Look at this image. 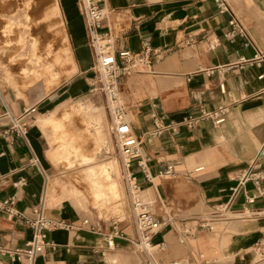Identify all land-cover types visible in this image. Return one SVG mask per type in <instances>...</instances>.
Instances as JSON below:
<instances>
[{
  "label": "crops",
  "instance_id": "crops-1",
  "mask_svg": "<svg viewBox=\"0 0 264 264\" xmlns=\"http://www.w3.org/2000/svg\"><path fill=\"white\" fill-rule=\"evenodd\" d=\"M57 1L75 67L72 81L59 97L81 100L91 86L94 52L78 1ZM226 1L231 12H221L216 0H106L103 30L112 31L116 51H139L150 43L160 52L152 67L124 76L119 83L120 99L137 135L154 128L155 113L168 124L200 108H230L226 122L219 126L205 121L194 129L180 126L153 138L142 137V153L149 157L155 178L139 179L163 223L154 243L167 244L153 258L137 250V227L119 226L122 233L110 247L107 236L114 221L94 222L73 204L49 196L52 167L42 131L30 124L25 136L12 132L13 140L5 137L3 130L13 126L14 118L24 122L32 113L23 118L27 102L24 106L0 89V200L13 198L15 207L28 214L43 206L47 217L76 225L49 232L50 244L35 264H149L152 259L156 264L181 259L188 264H264L254 249L258 241L264 246V196L246 204V196L256 195L257 190L251 181L240 186L241 173L256 159L257 170L264 175V66H234L241 57H254L256 49L264 52V0ZM232 13L245 25L251 46L224 37ZM210 69H214L211 74ZM55 107L49 102L38 110L48 113ZM168 164L175 166L176 174L159 176ZM226 203L223 216H214L217 210L197 211ZM203 219L214 220L218 229H194ZM93 224L99 227L93 229ZM186 226L194 234L181 241ZM31 237L27 225L0 211L1 247H24Z\"/></svg>",
  "mask_w": 264,
  "mask_h": 264
},
{
  "label": "built area",
  "instance_id": "built-area-1",
  "mask_svg": "<svg viewBox=\"0 0 264 264\" xmlns=\"http://www.w3.org/2000/svg\"><path fill=\"white\" fill-rule=\"evenodd\" d=\"M77 1L78 8L86 20L89 45L93 49L95 57L94 70L97 77L92 83L93 87L91 91L99 92L106 98L111 117L110 132L116 140L118 149L123 157L125 179L136 215L138 230L136 247L138 251L147 253L153 258L154 252L165 250L167 244L165 241L157 244L154 243V237L161 231L163 223L153 212L149 201L145 199L139 179L142 178L143 181L152 182L155 178L150 170L149 157L142 153V137L147 135L148 138H153L163 134L167 130L176 131L180 126L194 129L205 121L211 122L214 126H219L226 122L230 108L226 105H219L213 109L200 108L197 111L188 112L181 120L171 121L168 124H165L155 113L153 114L154 128L145 132L142 136L137 135L121 102L119 83L124 76L139 73L152 67L155 58L160 55V52L153 48L150 43H144L139 51L130 49L116 51L112 31L109 28L103 30L108 16L106 0ZM216 1L221 12H231L226 0ZM224 37L233 43L241 41L244 47H249L253 44L245 25L233 13L229 20V29L224 33ZM215 46V43H211L212 48ZM247 65L264 66V52L256 49L254 57H241L234 66L244 68ZM213 71L214 69H210L209 74L213 73ZM35 111L36 107H31L25 111L22 117L26 118L28 113ZM31 120V117H27L24 122H20L21 118H14L13 126L5 128L3 134L11 140L14 139L12 132L25 136ZM257 168L258 163L256 159L248 169L241 173L240 177L241 187H244L246 182L251 181L257 190L256 195L246 196V204L249 205L253 204L258 196H264V175ZM201 169L202 167H199L197 170ZM175 174V166L168 164L160 171L159 176L169 178ZM237 190L238 188L235 191ZM228 205V203L221 205L220 212L216 211L214 215L223 216L228 209ZM0 211L5 212L10 217L21 220L32 231V237L24 247L13 249L0 246V264H12L16 261H20L23 264H35L36 259L44 253L50 244L48 241L49 232L58 228L73 229L76 226L72 222L47 217L43 206L33 207L30 214L22 212L15 207V199L13 198L0 200ZM198 221L196 222V226L200 228H213L212 223L214 220L212 219ZM89 222V219L83 220L84 224H89ZM118 224V221L113 222V231L107 236L110 247L114 244V237L122 233ZM91 226L93 229L99 227L94 224ZM193 234L192 227H184L181 241H185L187 237ZM254 249L260 258L263 259V242L258 241L255 243ZM149 264H156V261L152 259L151 262L149 261ZM169 264H188V261L181 259L172 261Z\"/></svg>",
  "mask_w": 264,
  "mask_h": 264
},
{
  "label": "rangeland",
  "instance_id": "rangeland-1",
  "mask_svg": "<svg viewBox=\"0 0 264 264\" xmlns=\"http://www.w3.org/2000/svg\"><path fill=\"white\" fill-rule=\"evenodd\" d=\"M8 1L10 2L6 5ZM26 1H31L27 7L28 22L26 27L31 24V19L33 20L34 15L38 17L47 11L48 5L51 3L57 4V10L51 15L50 20L48 18L45 21L46 23L43 21L44 23L40 24L42 27L38 25L39 27L35 26L36 28H33V31L36 29L35 31L39 33L43 32L42 29L44 28V32L49 36L48 38L55 41L54 49L57 51L58 56L54 59L53 68L56 69L57 79H54L55 77L49 72L40 71L41 73H30L29 75L24 73L26 66L30 64H26L27 58L22 59V57L20 58L17 55L25 46L20 38V33L24 27L13 22V19L8 18V16L14 14L17 8L24 10ZM9 4L11 5L9 6ZM12 4L15 5V9H12L14 8ZM6 6L9 7L7 8ZM53 34H55V40ZM34 40L36 41L37 38H34ZM72 67L75 69L57 0H0V89L4 94L9 95L12 100H17L24 106H26V101L29 107L35 106L37 108L31 114L32 120L30 124L41 129L46 141V157L50 160L49 164L52 167L48 185L49 196L56 202L73 204L94 222L109 224L112 221H118L119 226L137 227L136 215L125 179L123 157L118 149L116 140L110 132L111 117L106 98L99 92L91 91L92 83L97 77L94 65L89 74L91 86L87 95L79 98L81 100L75 101L59 97V94L74 77L72 76ZM51 85L55 87L42 96V92L46 91ZM49 102L56 106L55 109L48 113H39V107ZM51 114H54L55 117H53L56 120L47 123L42 128L38 124L40 116H50ZM84 114L89 118L83 122L81 116ZM98 129L103 130L105 142L103 143L104 146L102 144L97 149L93 135ZM68 149L73 150L74 156L72 157L75 164L72 166L68 165L69 161L67 158L70 154L67 152ZM86 154L89 156H85ZM90 156L97 158L95 164L99 163V165L96 170L104 168L103 166L109 167V163L117 166H115L116 170L110 169V183L104 181L100 185L110 194L106 197L105 206L103 204H95L94 194L91 193L93 190L89 188L90 180L86 176V170L89 165H83L82 162L84 160L82 159ZM184 186V184H181V189ZM111 189L117 192V195L112 194ZM80 196L83 198H79ZM79 199H81V202ZM145 199L147 198L145 197ZM220 209L219 205L214 210L203 207L197 211L203 214H210L215 210L220 212ZM220 218L216 217L215 219ZM195 226L196 224L193 225L194 229ZM212 227L215 230L218 229L216 223H213Z\"/></svg>",
  "mask_w": 264,
  "mask_h": 264
},
{
  "label": "bare ground",
  "instance_id": "bare-ground-1",
  "mask_svg": "<svg viewBox=\"0 0 264 264\" xmlns=\"http://www.w3.org/2000/svg\"><path fill=\"white\" fill-rule=\"evenodd\" d=\"M9 2L10 1H8L6 3V5ZM30 2L31 1H26L24 3V10H20L19 8L15 9V5H13L14 4L13 3L12 5L14 6V8H12V9H15V12L11 16L10 15L8 16V18L13 19V22H16L20 26L24 27L22 32L20 33V38H21V41H23V43L25 44V46H24V49L22 51H20L17 55L20 58L22 57V59L27 58L26 64L27 63L30 64L29 66H26V71H24V73H26L27 75H29L30 73L34 74V73H41V72H45V73L49 72V73H52L53 77H55L54 79H57L56 78L57 77L56 69L53 68L54 67V59H56L57 56H58L57 51L54 49L55 48L54 47L55 41H53V39L51 40V39L48 38L49 36H48V34L46 32H44L45 31L44 28L42 29L43 32H40V33L36 32L35 31L36 29L34 30L35 32L33 31V28L35 26L37 27L38 25L43 24L48 18L50 20L51 15L54 13L55 10H57V4L56 3H51L50 5H48L47 11H45L42 15H40L38 17L34 15L33 16V20L31 19V24L28 27H26V24L28 22V14H27V9L28 8L27 7L29 6ZM10 5L11 4H9V6ZM39 29H41V28H39ZM53 35L52 36L54 38L55 34H53ZM52 36H51V38H52ZM34 38H37V40L35 41ZM54 40H55V38H54ZM57 81H56V83H57ZM55 86H56V84H55ZM55 86L51 85L50 87H48V89L46 91L42 92L43 93L42 96H44L46 93H48V91L52 90ZM32 107H35V106H32ZM29 108H31V107H29ZM29 108H27V109H29ZM53 116H54V114H51L50 116H48V115L47 116H40V118L38 120V124L42 128H44L47 123H50V122H53L54 120H56V118H54L55 116L54 117ZM82 118H83V122H84L89 117L86 114H84V115L81 116V119ZM102 131L103 130L98 129L97 132L95 133V135H93L94 138H95V142L94 143H95L97 149H98V147L100 145H102L105 142V136H104ZM103 146H104V144H103ZM67 152L70 153L68 155V158H67V160L69 161L68 165L72 166V165L75 164V161H73V157H72V156H74L73 155V150L68 149ZM87 155L88 154H86L85 156H87ZM96 159L97 158L92 157V156L85 157V158L82 159V160H84V162H82V164L83 165L84 164L85 165H89V167L86 170V176L90 180V187L89 188H90V190H93V191H91V193L94 194L95 204H97V205L103 204L105 206L106 197H108L110 194L103 187H101L100 185L104 181H107L108 183H110V181H111V176H110L111 175V171H110V169L111 168L115 169L116 165L113 164V163H109V167L108 166L107 167L103 166L104 168L96 170V167L99 165V163L95 164L96 163L95 162ZM111 193L114 194V195H117V192H114L112 189H111ZM79 198L82 199L83 197L80 196ZM81 199H79V201Z\"/></svg>",
  "mask_w": 264,
  "mask_h": 264
}]
</instances>
